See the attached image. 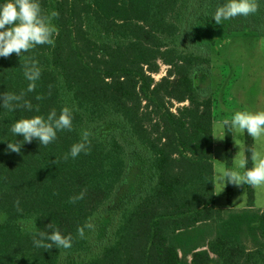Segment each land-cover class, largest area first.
<instances>
[{
  "label": "trees",
  "instance_id": "1",
  "mask_svg": "<svg viewBox=\"0 0 264 264\" xmlns=\"http://www.w3.org/2000/svg\"><path fill=\"white\" fill-rule=\"evenodd\" d=\"M223 3L40 0L44 14L59 12L54 46L0 57V93L23 92L32 104L0 106V264H264L254 189L245 185L246 208L216 206L213 140V61L230 62L238 47L249 59L262 52L264 0L256 13L217 25ZM33 60L41 76L28 92L23 64ZM161 64L166 75L156 81ZM65 106L70 131L7 151L8 141L23 140L10 131L18 119ZM85 130L90 152L65 160ZM225 133L232 169L233 131ZM253 146L245 132L246 168ZM132 169L137 180L119 198ZM55 228L71 234L70 248L34 245V235Z\"/></svg>",
  "mask_w": 264,
  "mask_h": 264
},
{
  "label": "clouds",
  "instance_id": "2",
  "mask_svg": "<svg viewBox=\"0 0 264 264\" xmlns=\"http://www.w3.org/2000/svg\"><path fill=\"white\" fill-rule=\"evenodd\" d=\"M259 10L258 0H225L221 6L215 10L214 21L217 25L223 21L231 20L236 17H248ZM59 12L53 11L50 15L42 12L40 0H4L0 3V57L8 58L13 53L21 56L23 53L31 51L38 45H52L57 29L52 23L54 18H58ZM24 76L30 82L27 91L33 92L36 89V81L41 76V69L37 61L24 62ZM24 93L17 95L14 93H0V106L13 110L14 107H23L28 110L32 109V104L24 100ZM37 99L41 97L37 96ZM38 111V108H37ZM72 109L65 106L61 109L59 115L52 110L47 117L35 115L30 118L18 119L11 127L10 131L17 137L23 136V140L17 142L8 141L7 151L20 153L22 145L27 142L31 143L33 139L39 141L40 146H47L57 138V131L72 129ZM223 125L228 132L238 130L246 132L254 141L264 137V111L249 112L237 111L231 120L225 119ZM226 134V133H225ZM224 135L214 137L223 139ZM91 133L85 130L81 134V140L71 146L70 152L64 155L67 160L69 155L74 159L81 152L88 154L90 152ZM235 143L239 145L235 139ZM240 146V145H239ZM253 166L246 168L247 158L241 159L238 163L239 168H246L241 175L236 170H220L218 179L224 184V187L231 183L235 186L248 185L252 188L264 186V154L257 151L253 146L249 149ZM218 192L217 194H219ZM84 192L79 195L70 197L71 203H76L84 198ZM91 228V224H87ZM52 229L53 226L47 225ZM78 234L84 236V227L77 229ZM39 238H36V236ZM48 241V242H45ZM33 243L36 247L51 250L53 246L60 249H68L72 246L71 234L63 235L58 228L53 229L50 233L40 232L33 236Z\"/></svg>",
  "mask_w": 264,
  "mask_h": 264
},
{
  "label": "rangeland",
  "instance_id": "3",
  "mask_svg": "<svg viewBox=\"0 0 264 264\" xmlns=\"http://www.w3.org/2000/svg\"><path fill=\"white\" fill-rule=\"evenodd\" d=\"M250 54H254L251 52ZM167 66L161 64L160 71L154 74L156 81L166 75ZM213 75L215 76L216 88L214 91V129L213 134L221 136L225 134V119L231 120L237 111H248L245 98L252 96L259 88L260 80L264 79V53H258L254 58L249 59L246 53L241 48H236L232 51L231 61L225 63L222 60L213 61ZM247 81L249 82L250 90L246 94ZM234 84L233 91L229 87ZM213 108V115H214ZM110 131V127H105L98 131L102 138H105ZM214 178H215V202L218 208L224 209H241L246 205V195L241 186L234 185V191L231 194L218 179L220 170L226 169V154H225V136L223 139L214 137ZM238 141L239 145L235 143ZM234 150V170L243 174L242 168L238 167L241 159L245 158L244 153V138L243 132L234 130V139L232 142ZM255 147L258 152L264 154V137L255 141ZM135 170L132 169L127 177L126 182L122 186L119 198L126 196L129 193L131 183L135 182ZM136 184V183H135ZM220 192L219 194H217ZM254 208L257 210L264 209V186L255 188V203Z\"/></svg>",
  "mask_w": 264,
  "mask_h": 264
},
{
  "label": "crops",
  "instance_id": "4",
  "mask_svg": "<svg viewBox=\"0 0 264 264\" xmlns=\"http://www.w3.org/2000/svg\"><path fill=\"white\" fill-rule=\"evenodd\" d=\"M262 53H264V43L262 44ZM249 86H250L249 82L247 81L246 94H247L248 90H250ZM258 86H259V88L256 90L257 91L256 93H253L252 96H247L245 98V102L247 103L249 112L264 111V79L260 80ZM229 89H230V91H233L234 84H231ZM213 108H214V105H213ZM214 117H215V108H214ZM213 129H214V122H213ZM243 138H244V153H245V132H243ZM233 139H234V131H233ZM233 139H232V142H233ZM253 142H254V146H255V141L253 140ZM232 147H233V145H232ZM233 153H234V150H233ZM234 157H235V155H234ZM234 157H233V162H232V169L233 170H234ZM225 163H226V160H225ZM244 172H245V168L243 170V173ZM243 188H244L243 191H245V185H243ZM232 190L234 191V185L233 184H232ZM244 193L246 195V191ZM254 193H255V189H254ZM246 198H247V196H246ZM254 203H255V200H254ZM246 207H247V199H246V205L243 208H246ZM261 210H263V209H261Z\"/></svg>",
  "mask_w": 264,
  "mask_h": 264
}]
</instances>
